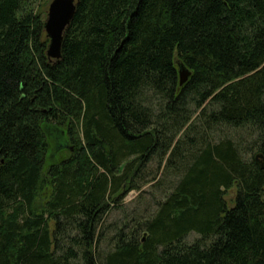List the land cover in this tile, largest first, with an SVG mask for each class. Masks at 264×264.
<instances>
[{"label":"trees","instance_id":"trees-1","mask_svg":"<svg viewBox=\"0 0 264 264\" xmlns=\"http://www.w3.org/2000/svg\"><path fill=\"white\" fill-rule=\"evenodd\" d=\"M35 1L0 0V264H264V0H77L60 59Z\"/></svg>","mask_w":264,"mask_h":264},{"label":"water","instance_id":"water-1","mask_svg":"<svg viewBox=\"0 0 264 264\" xmlns=\"http://www.w3.org/2000/svg\"><path fill=\"white\" fill-rule=\"evenodd\" d=\"M77 8V0H52L49 5L48 15L44 22V28L49 45L47 55L50 59H60L65 31L71 23ZM180 85H183L190 77L191 71L183 61H177ZM255 159L264 169V154L259 152Z\"/></svg>","mask_w":264,"mask_h":264},{"label":"rangeland","instance_id":"rangeland-1","mask_svg":"<svg viewBox=\"0 0 264 264\" xmlns=\"http://www.w3.org/2000/svg\"><path fill=\"white\" fill-rule=\"evenodd\" d=\"M52 0H36L35 2V5H36V11L38 13H40L42 15V17L44 18V20H46L47 18V15H48V9H49V5H50V2ZM178 61V60H177ZM176 61V62H177ZM232 133H235V131H233ZM151 184H148V185H145L143 187L142 190H145L146 192L144 193V197H146V201H149L150 198L152 199L151 197V194L149 192H147L148 190H152V188L150 187ZM141 190V191H142ZM141 191H138V190H131L125 197L124 199V205L128 207V209H133V208H136L137 206H139L140 209L143 208V203L146 202L144 201L143 203L142 202H139L137 201L138 199V196L139 194L141 193ZM235 188H232L228 191L227 195H226V198L229 202H231V200L234 198L235 196ZM156 196H159V194L157 193ZM121 207V205L119 206ZM119 207H114L112 210H111V213H110V218L113 219V218H119L121 217L122 215V210H120ZM200 235L197 233V232H191L188 236H187V240L188 241H193L194 239L198 238Z\"/></svg>","mask_w":264,"mask_h":264}]
</instances>
